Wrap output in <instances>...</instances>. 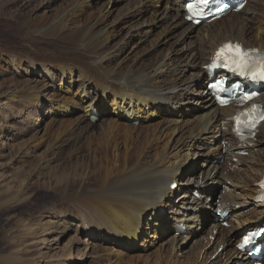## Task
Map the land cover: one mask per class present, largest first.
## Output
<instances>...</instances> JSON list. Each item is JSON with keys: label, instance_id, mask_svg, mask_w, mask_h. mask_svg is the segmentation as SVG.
<instances>
[{"label": "bare ground", "instance_id": "6f19581e", "mask_svg": "<svg viewBox=\"0 0 264 264\" xmlns=\"http://www.w3.org/2000/svg\"><path fill=\"white\" fill-rule=\"evenodd\" d=\"M20 1H0V20ZM122 3L124 14L111 23H106V11H92L89 0L68 1L52 17L45 12L34 17L21 11L9 14L17 19L12 29L28 51L0 48L1 111L6 103L23 102L38 107L36 113L46 105L49 114L60 115L40 135L34 134L30 147L47 143L42 157L24 164L35 175L40 162H58L47 173L55 184L48 198L56 202L47 212L56 221H50V231L81 236L64 242L60 256L48 258L49 264H65L74 252L82 259L71 264H149L147 252L154 247L156 264H243L231 234H242L264 215L254 196L264 172V122L251 146L236 142L227 119L234 109L219 108L210 99L202 83L208 79L203 68L226 40L264 49V0L248 2L239 14L193 27L183 20V0ZM151 29L155 34L147 41ZM186 37L193 43L187 45ZM167 41L170 47L162 53L159 44ZM142 43L148 47L139 51L136 45ZM134 49L132 58L123 56ZM41 75L51 84L46 102L40 100L45 90ZM55 78L60 84H53ZM258 101L264 107V95ZM17 147L21 151L24 145ZM240 150L248 156L242 157ZM197 156L204 159L191 163ZM23 158L21 151L15 162ZM13 175L9 183L16 181L17 188L7 196L19 202L29 195L17 182L21 172ZM173 182L178 187L170 190ZM217 185L218 202L232 213L230 229L206 217L205 211L214 207ZM204 227L184 257V241L195 236L192 230ZM24 230L34 237L40 227L29 222ZM221 245L224 249L211 260ZM17 252L22 251L16 247L1 263L20 264Z\"/></svg>", "mask_w": 264, "mask_h": 264}, {"label": "rangeland", "instance_id": "374dc122", "mask_svg": "<svg viewBox=\"0 0 264 264\" xmlns=\"http://www.w3.org/2000/svg\"><path fill=\"white\" fill-rule=\"evenodd\" d=\"M0 1L3 3L6 2V0ZM68 1L71 0H21L17 3L18 5H10L9 8H7V13L5 14L4 12L6 17L3 20H0V48L6 51L7 49L15 51H18L19 49V51H22V54H25L28 51V49L23 47L25 46V44L20 41L19 38L16 36L15 29H12L17 19H14V17L12 16L9 17V14L13 15L18 11H21L24 14H29L34 17L45 12L46 15L52 17L53 13L55 12V9L59 8L60 6H65L66 4H68ZM47 2H51L50 7H47ZM107 2L108 0H89V5L92 7V11L94 12H99L100 10L106 11L109 15L106 18V23H111L117 15L124 14L121 13L123 11V3L122 0H113L109 5L106 6ZM37 6L41 7V9L38 11L34 10L35 8H37ZM45 8L50 10H46ZM145 12L146 16H149L151 13L150 9H146ZM125 20L127 21L128 17ZM162 23L167 24L168 21H162ZM163 27L164 25L161 24V26H159L160 29L158 31H161ZM124 33L125 31H122L120 35L123 36ZM148 34L150 35L147 37V41L151 40L154 37L155 32L151 29L149 30ZM119 38V35L116 38H113V43H116ZM18 40L19 42H16ZM170 42L171 41H169V43L168 41L166 43L161 42V44H159V47L161 48L160 51L162 53L166 52L167 49L170 47ZM184 42L188 45L190 43H193V39L186 37L184 38ZM135 43H137L136 39ZM137 45L136 49H138L139 51H142L146 45V48L148 47V43H142ZM8 46L10 47L8 48ZM136 49L130 52L128 50L127 53H123V56L126 54V57L132 58L133 54L137 52ZM6 76L8 77V75H4V77ZM41 77V85L45 86V90L41 92L42 95L40 100L46 102L47 100L45 99V97L47 96V93H50L51 91V84L48 78L45 77V75H41L39 78ZM59 82L60 81L57 78L53 80V84ZM202 83L205 84L204 81ZM201 87H203V85ZM22 103L23 102H20V104H13L12 102L6 103L7 106L5 105L4 107L7 108L5 109L3 107L4 109H2V111L0 107V126L2 127H0V130H4L2 133L0 131V263L2 257L10 256L13 251L16 250L17 247V249L22 251L21 254L20 252H17L19 257L15 259L16 261H20V264H49L48 258L60 256L61 249L63 246H65V243L69 240V238H80L81 236L80 233L74 234L71 231H68L65 235L61 234L59 236V233L52 234L53 232L50 231L51 224L55 223L56 221H54V219L51 217V213L47 212H49L48 209H51L52 205L56 204V202H54V200L50 201V198H48L50 197V195L47 191L49 188H52V186H55V184L51 179L47 178V173L49 172V169L55 167L58 162L52 160L48 162L45 166H41L42 162H40L34 170L35 175H30L28 172L29 168L26 167V165L24 164L33 160H39L42 157V152L47 149V143L37 144L36 147H30V144H32V142L34 141V134L40 135L42 131L49 125V122L52 121L55 117H60V115L55 116L53 113L49 114L46 105H40L39 111L38 113H36L38 107H33L32 104L31 106L29 104L28 106L30 107H28L27 105L24 106V104ZM15 104L18 105H16L18 108H15ZM19 106L23 107L21 108ZM189 106L192 105L189 104ZM198 106H200V104L196 105V107ZM105 107L106 109H109L107 106ZM32 109H34L35 112L32 111ZM32 112H34V115L32 114ZM173 112H175V110ZM73 115L74 114H71L70 116ZM138 122L142 123L143 126H149L146 121L138 120ZM3 133L7 134L8 136L3 137ZM19 144L24 145L23 149L21 150L22 152H24V158L20 161L18 160L17 162H15V155H19V153L21 152L19 150V147H17ZM210 157L211 156H208V160H213V157ZM201 159L204 158L197 156V158L192 159L193 161L191 163L198 165L199 160ZM215 160L216 162H220L217 156ZM15 171L21 172L22 177L17 182L21 185L20 187H27L26 194L27 196L29 195V197H27L26 199H21V201L19 202L15 201L13 197L7 196L9 191L12 193L15 190L13 188H17L14 184L16 181L9 183L11 181V177H15V175H13ZM20 181H22V184ZM192 186L187 187V189L192 188ZM214 188H217L214 191V193H217L219 191L218 185L214 186L213 189ZM205 213L206 217L209 218L208 214L210 212L205 211ZM50 221L53 223H51ZM29 222L33 224L35 223L40 227V230H37V234L34 237L30 236L29 232L27 234V231L24 230V227ZM204 230L205 227L203 228V230L195 231V236L193 238L184 241L180 249L183 253V256L191 254L190 246L192 247L194 241L197 238H200ZM232 235L233 234H231V236ZM168 237L169 235L164 236L161 241L163 242L165 239L167 240ZM55 238H57L58 240L56 241ZM161 241H159L158 243H160ZM78 247L84 249L82 245H79ZM156 248L157 247L149 248L147 252L149 264H156ZM81 259V256L74 252L72 258L68 259L65 264H71L69 261H78Z\"/></svg>", "mask_w": 264, "mask_h": 264}, {"label": "snow or ice", "instance_id": "6c2138e0", "mask_svg": "<svg viewBox=\"0 0 264 264\" xmlns=\"http://www.w3.org/2000/svg\"><path fill=\"white\" fill-rule=\"evenodd\" d=\"M201 3H206L207 0H200ZM228 49V50H232V49H235L237 52L240 51L239 49V46L238 45H231V44H225L224 46L221 47L220 50H218L217 52V57H221V54L225 52V50ZM227 60H230V57H226V61ZM232 63H236L235 61H231ZM236 67L240 68L241 69V72H240V75H245V72H244V68L247 67L246 65H243V64H236ZM259 78L261 80H264V70H262L259 74H258ZM255 78V77H254ZM249 95H252V94H249ZM243 115V114H242ZM254 123V121H253Z\"/></svg>", "mask_w": 264, "mask_h": 264}]
</instances>
